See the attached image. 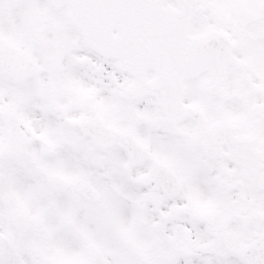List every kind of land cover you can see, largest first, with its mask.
Segmentation results:
<instances>
[{
	"label": "snow or ice",
	"instance_id": "1",
	"mask_svg": "<svg viewBox=\"0 0 264 264\" xmlns=\"http://www.w3.org/2000/svg\"><path fill=\"white\" fill-rule=\"evenodd\" d=\"M0 264H264V0H0Z\"/></svg>",
	"mask_w": 264,
	"mask_h": 264
}]
</instances>
